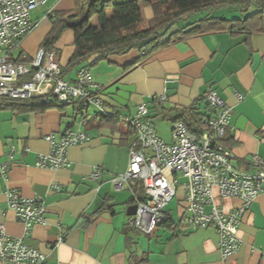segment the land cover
I'll return each instance as SVG.
<instances>
[{
  "label": "crops",
  "instance_id": "crops-1",
  "mask_svg": "<svg viewBox=\"0 0 264 264\" xmlns=\"http://www.w3.org/2000/svg\"><path fill=\"white\" fill-rule=\"evenodd\" d=\"M74 1L59 0L49 11L73 9ZM144 8V17L151 18V8ZM32 21L34 26L17 51L28 59L51 27L48 15ZM73 38V31L67 29L53 45L62 66L74 51ZM80 67H87L93 84L102 88L111 116L130 115L143 102L152 106L150 99L163 92L166 108L182 109L197 102L205 111L200 98L210 84L229 107L221 143L233 152L232 164L251 171L252 154L264 160V31L208 32L171 43L145 59L133 49ZM76 69L64 78L73 80ZM77 107L74 102L36 110L0 109V163L8 165L7 179L0 176V185L26 198L40 196L46 208L44 224H33L24 237L23 224L0 193V224L7 235L23 237L27 246L44 254L42 264H264V192L238 225V249L223 259L215 229H193L185 223L181 188L175 196L176 213L168 204L165 207L166 224L150 235L126 228L125 211L132 192L127 186L117 189L113 178L125 171L129 147L119 144L118 134L108 128H87L91 138L66 151L69 168L38 166V156L50 150L45 135L58 139L67 128L83 127L75 115ZM157 108L152 106L150 113H157ZM96 169L101 170L99 177L87 180ZM216 202L224 210L240 204L231 197H218ZM89 214L92 219L86 223L83 216Z\"/></svg>",
  "mask_w": 264,
  "mask_h": 264
},
{
  "label": "built area",
  "instance_id": "built-area-1",
  "mask_svg": "<svg viewBox=\"0 0 264 264\" xmlns=\"http://www.w3.org/2000/svg\"><path fill=\"white\" fill-rule=\"evenodd\" d=\"M46 0H0V103H23L39 100L42 104L86 103L102 112L101 87L94 85L87 67H79L73 80L61 76L62 65L55 49L39 48L29 61H21L17 51L34 24L31 11ZM203 99L210 109L204 117L206 130L190 132L182 121L172 123L171 142L166 143L155 133L150 121L149 106L143 102L134 113L123 116L122 125L134 132L129 145L125 171L113 178L114 186L122 189L141 180L144 198L136 200V212L129 215L126 225L150 235L165 218V207L183 192V219L191 228L211 227L219 235V251L224 259L234 253L241 240L238 225L251 204L264 192V160L252 154L253 170L245 171L232 164L233 152L222 145L229 119V107L209 84ZM239 97V96H238ZM153 103H165L166 95L152 97ZM90 133L81 125L64 131L58 139L47 134L50 150L40 154L37 165L55 169L69 168L66 151L72 145L88 141ZM181 172L185 182L179 183ZM7 163H0V176L6 181ZM100 169L93 171L87 180H95ZM7 206L24 226V237L35 223L44 224L46 208L40 196L23 197L16 189L0 185ZM236 198L240 204L224 210L217 198ZM208 208V209H206ZM44 254L27 246L22 238L7 235L0 224V263L42 264Z\"/></svg>",
  "mask_w": 264,
  "mask_h": 264
},
{
  "label": "trees",
  "instance_id": "trees-1",
  "mask_svg": "<svg viewBox=\"0 0 264 264\" xmlns=\"http://www.w3.org/2000/svg\"><path fill=\"white\" fill-rule=\"evenodd\" d=\"M108 6H111L109 14L106 10ZM145 6L152 10V17L149 19H146L143 14ZM222 9H232L237 12V15H229V17L225 14H215V11ZM47 15L51 21V27L40 43V48L44 51L55 49L54 43L65 30L73 31L74 51L68 63L62 66L61 76L63 78L65 73L75 68L78 69L82 64L87 63V66H92L110 55H123L133 49L138 50L140 57L145 59L164 46L198 34L214 31L246 33L264 31V0H124L120 2L76 0L73 9L49 11ZM94 15L97 18V24L92 25L90 19ZM55 51L58 54L56 49ZM17 59L30 60L21 51ZM200 100H204L203 96ZM102 102V112L96 109V112L92 114H88L90 107L88 104L78 103V112L75 115L80 116L86 130L91 125L106 127L112 134H118L119 144L129 147L134 141V132L122 125L123 116L119 112L112 116L109 115L103 99ZM149 102L153 107H158L157 113L152 115L150 113L152 106L147 103L150 121L154 116H161L171 123L182 121L193 133L206 130L203 120L210 113L206 103L203 106L205 111H202L197 102L182 109L166 108L164 104L158 106L153 103L152 99ZM52 105L33 100L23 103H0V109L10 108L23 111ZM131 192L128 203L133 204L136 200L144 198L145 193L141 180L134 182ZM92 215L83 216L86 223L91 221ZM166 223L167 216L165 215L164 220L158 225ZM126 228L135 230L127 225Z\"/></svg>",
  "mask_w": 264,
  "mask_h": 264
},
{
  "label": "rangeland",
  "instance_id": "rangeland-1",
  "mask_svg": "<svg viewBox=\"0 0 264 264\" xmlns=\"http://www.w3.org/2000/svg\"><path fill=\"white\" fill-rule=\"evenodd\" d=\"M58 2H59V0H46V2L44 4L37 6L35 9H33L31 11V18L35 19V20H38V21L41 20V19L46 18L47 13L49 12V9L51 7L57 5ZM73 5L75 7V1H74ZM106 10H107V13L109 14L111 12V6H108L106 8ZM144 10H145V8L143 7V14L146 17V13H145ZM215 14L216 15L225 14V15L235 16V15H237V12L233 11L232 9H222V10L215 11ZM49 21H50V19H49ZM50 24H51V21H50ZM90 24H92V25L97 24V18H96L95 15L91 17ZM26 37H25V39H26ZM56 104H59V103L57 102ZM88 109H89L90 112H96V109L94 107H89ZM67 110L69 112V108ZM151 122L153 124L154 130H155V133L157 134V136L160 137L162 140H164L166 143H170L171 142L172 123L170 121H168V120H164L161 116L152 117L151 118ZM76 125L77 124H75V126ZM177 176H179V183L185 182V178L182 177V173L181 172H178ZM177 200H178L177 197H173L168 202L167 208L172 213H176V207H177V203H178Z\"/></svg>",
  "mask_w": 264,
  "mask_h": 264
},
{
  "label": "water",
  "instance_id": "water-1",
  "mask_svg": "<svg viewBox=\"0 0 264 264\" xmlns=\"http://www.w3.org/2000/svg\"><path fill=\"white\" fill-rule=\"evenodd\" d=\"M136 208H137L136 204H131L127 206L126 211H125L126 215L129 216V215L135 214Z\"/></svg>",
  "mask_w": 264,
  "mask_h": 264
}]
</instances>
